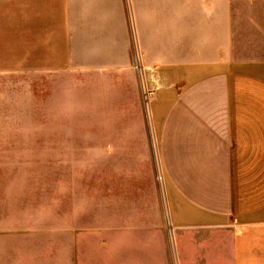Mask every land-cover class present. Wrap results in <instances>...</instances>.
<instances>
[{
  "label": "rangeland",
  "instance_id": "1",
  "mask_svg": "<svg viewBox=\"0 0 264 264\" xmlns=\"http://www.w3.org/2000/svg\"><path fill=\"white\" fill-rule=\"evenodd\" d=\"M65 4L0 0V264H178L150 109L191 0Z\"/></svg>",
  "mask_w": 264,
  "mask_h": 264
},
{
  "label": "crops",
  "instance_id": "2",
  "mask_svg": "<svg viewBox=\"0 0 264 264\" xmlns=\"http://www.w3.org/2000/svg\"><path fill=\"white\" fill-rule=\"evenodd\" d=\"M225 1L191 0L204 57L151 103L178 264H264V0Z\"/></svg>",
  "mask_w": 264,
  "mask_h": 264
},
{
  "label": "built area",
  "instance_id": "3",
  "mask_svg": "<svg viewBox=\"0 0 264 264\" xmlns=\"http://www.w3.org/2000/svg\"><path fill=\"white\" fill-rule=\"evenodd\" d=\"M136 66H137V69H138L139 68L138 65H136Z\"/></svg>",
  "mask_w": 264,
  "mask_h": 264
}]
</instances>
